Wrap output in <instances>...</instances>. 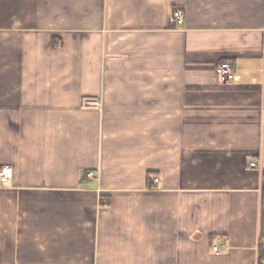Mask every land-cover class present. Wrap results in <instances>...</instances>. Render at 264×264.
I'll return each mask as SVG.
<instances>
[{"label":"crops","instance_id":"crops-1","mask_svg":"<svg viewBox=\"0 0 264 264\" xmlns=\"http://www.w3.org/2000/svg\"><path fill=\"white\" fill-rule=\"evenodd\" d=\"M4 166L0 264H264V0H0Z\"/></svg>","mask_w":264,"mask_h":264},{"label":"built area","instance_id":"built-area-1","mask_svg":"<svg viewBox=\"0 0 264 264\" xmlns=\"http://www.w3.org/2000/svg\"><path fill=\"white\" fill-rule=\"evenodd\" d=\"M174 15L177 19V22L179 24H182L184 22V14L180 9L175 10ZM216 75L217 79L221 84H228L232 83L235 80V69L234 66L229 63V62H223L217 66L216 69ZM84 107L86 108H99L100 107V102L99 100L95 99H86L83 103ZM251 167L255 168L257 167L256 162H251ZM13 176V168L10 166H4L0 169V184L9 180ZM89 178L93 177V173L89 172L87 174ZM152 181L157 183L159 181V178L153 177ZM215 253L219 254L220 253V247L215 246L214 247Z\"/></svg>","mask_w":264,"mask_h":264}]
</instances>
